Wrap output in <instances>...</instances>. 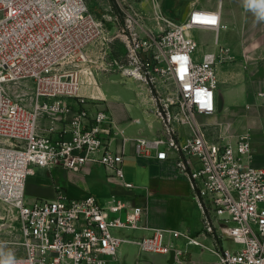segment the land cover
<instances>
[{"label": "built area", "instance_id": "1", "mask_svg": "<svg viewBox=\"0 0 264 264\" xmlns=\"http://www.w3.org/2000/svg\"><path fill=\"white\" fill-rule=\"evenodd\" d=\"M131 21L129 16L122 32L111 34L85 0H0V231L16 223L18 237L10 243L21 249L19 264H107L123 244L176 258L185 251L172 240L181 238L200 246L186 233L149 228L146 209L124 200L104 207L92 195L70 199L60 192L27 200L26 180L36 168L79 171L99 162L123 178L131 141L138 156L165 161L175 155L172 161L188 177L202 212L203 230L213 239L215 264H264V165L251 164L247 138L210 139L199 122L215 113L216 65L227 49L197 56L191 32L223 28L219 10L192 8L182 20L157 12V31L143 35ZM116 38L124 52L110 57ZM99 72H116L146 88L161 124L157 137H123L112 148L111 113L91 112L88 103L101 98L81 94L83 86L96 84ZM15 88H30L29 105L14 95ZM200 93L211 94V110L201 108ZM179 127L189 135L182 137ZM126 231L145 233H120ZM222 239L237 247L224 248Z\"/></svg>", "mask_w": 264, "mask_h": 264}, {"label": "crops", "instance_id": "2", "mask_svg": "<svg viewBox=\"0 0 264 264\" xmlns=\"http://www.w3.org/2000/svg\"><path fill=\"white\" fill-rule=\"evenodd\" d=\"M143 1L137 3V6L150 10L151 0ZM174 1V4L167 5L165 0H156L155 13L168 16L171 12L176 18L183 19L192 8L219 10L224 27L217 31L203 29L214 36V45L208 52H217L219 47L227 49L225 58L222 57L216 65L219 84L215 91L216 110L212 119L218 123L227 119L228 125L233 126V135L227 142L237 141L247 134L253 147L251 164L264 165V97L259 96V93L254 95L246 84L234 87V81L240 76L234 70L239 69L244 62L251 67L258 62L257 70L252 73V80L259 82L260 90L264 91V22H256L253 13L243 7V0ZM165 10L169 13H165ZM250 30L259 33L248 36ZM142 31L141 35L155 33L157 28L153 25L152 30L144 28ZM123 52L122 46L121 50H116L117 54L113 53L111 44L110 57H118ZM92 54L94 58H98L96 53ZM95 83L90 86V90L87 89L88 86H83L81 94L101 98L102 101L94 106L88 103L91 112L106 108L111 113L115 125L112 148L120 146L123 137L154 138L161 133V124L153 114V102L143 85L135 80L123 79L116 72H99ZM222 94L227 96L224 101ZM242 99L244 104L240 106ZM72 104L76 107L74 102ZM178 129L182 137L189 135L187 128ZM125 148L126 154L122 160L123 178L109 174L99 162L87 163L79 171L59 167L36 168L26 180L24 192L27 200L53 199L59 192L70 199L92 195L104 207L115 199L124 200L146 209L143 222L149 228L177 230L198 239L201 244L188 245L183 238L172 240L174 248L185 251L176 258L172 252L166 255L145 254L134 245L123 246L107 264H215L217 256L213 239L203 230L202 212L194 198L188 177L179 173L172 161L175 155L170 152L169 157L172 159L159 161L135 155L131 141L126 143ZM138 232L140 236L145 233ZM120 233L128 235L126 232ZM130 234L134 235L133 232Z\"/></svg>", "mask_w": 264, "mask_h": 264}, {"label": "rangeland", "instance_id": "3", "mask_svg": "<svg viewBox=\"0 0 264 264\" xmlns=\"http://www.w3.org/2000/svg\"><path fill=\"white\" fill-rule=\"evenodd\" d=\"M167 5H172L175 3L174 0H165ZM182 2V0H179V2ZM91 11L101 20H103V24L105 26V29L110 31L111 34H115L116 32L120 33L122 32V29L125 27V19L129 16L132 18V21L130 23L131 27L135 28V30H138L140 33H143L142 29L149 28L153 29V25L155 24V8L154 5L156 4V0H151L149 5H152V8L150 10H146L142 7H138L137 3L144 2L143 0H85ZM172 11V10H171ZM165 13H169L168 10H165ZM165 15V14H164ZM168 17L172 19L181 20L182 17L176 18V16L170 12ZM152 18L154 21H152ZM136 22H135V21ZM149 20V21H148ZM258 31L256 30H250L248 31V36L252 35H258ZM191 36L196 40L198 44V48L196 50L197 56H200L204 52H208L211 48V46L214 45V36L213 34L207 33L206 30L203 29H195L191 32ZM123 44L119 39H114L112 41V48L113 53H116V50H121ZM242 56L239 57V60ZM244 57V56H243ZM235 61V60H234ZM241 61V60H240ZM259 63L253 64V67L246 65V63H242L239 67V69H235L234 73H237L239 78H236L234 81V87H239L240 85L247 86V89H250L254 92V95L258 93H262L264 91L260 90V87L258 85L259 82L252 80V73L257 70L256 67H258ZM219 84V83H218ZM90 90V86L88 85V88ZM14 95L22 100L23 103L29 105L30 103V96H31V90L28 89H13ZM223 101L227 99V96L222 94ZM244 99L240 100L239 105L243 106ZM245 108H247L245 106ZM214 115L208 116V117H201L199 118V122L204 125V133L209 137L210 139H219L226 141L230 136L233 135V126L230 127L228 125V120H222L221 122H215L213 121ZM247 138V134L242 135L238 140ZM248 139V138H247ZM8 227V228H7ZM6 229L1 228L0 231V243H3L5 251L11 250L14 255L20 254L21 249L16 244H11L10 242H14L17 239V233L15 231L16 223L12 224V227H9V224L7 225ZM134 233V235L130 234L132 237H138L140 236V233L138 231H126V233ZM130 236V237H131ZM222 246L224 248H235L237 247L231 240L228 239H222L221 241ZM132 246V245H126L123 244L120 246ZM119 248V249H120Z\"/></svg>", "mask_w": 264, "mask_h": 264}, {"label": "clouds", "instance_id": "4", "mask_svg": "<svg viewBox=\"0 0 264 264\" xmlns=\"http://www.w3.org/2000/svg\"><path fill=\"white\" fill-rule=\"evenodd\" d=\"M243 7L246 11H251L256 22H264V0H243ZM201 108L212 109L211 94H198ZM0 264H19L11 250L5 251L3 243H0Z\"/></svg>", "mask_w": 264, "mask_h": 264}]
</instances>
